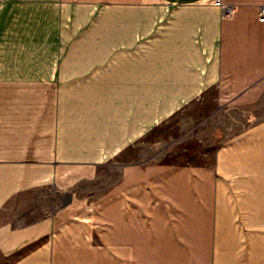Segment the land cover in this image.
<instances>
[{"label":"crops","instance_id":"crops-1","mask_svg":"<svg viewBox=\"0 0 264 264\" xmlns=\"http://www.w3.org/2000/svg\"><path fill=\"white\" fill-rule=\"evenodd\" d=\"M223 2L0 0V264H264V0ZM181 111L248 124L149 156Z\"/></svg>","mask_w":264,"mask_h":264},{"label":"rangeland","instance_id":"rangeland-1","mask_svg":"<svg viewBox=\"0 0 264 264\" xmlns=\"http://www.w3.org/2000/svg\"><path fill=\"white\" fill-rule=\"evenodd\" d=\"M197 123L198 119H192L191 116H189L188 111L179 112L175 117L170 118L165 125H162L158 130L149 134L148 142L152 147V151L149 148L148 155L150 156L156 149L159 150L169 145L173 140L178 139L177 137H184L188 132L189 135L181 139V145L184 144L188 148H191L192 152L193 148H206L215 144V138L223 133L225 126L230 130H235L248 124L240 111H230V113L225 112L224 117L221 120L219 118H214L209 123L200 126L196 125L198 127L192 130V127ZM171 154V151L166 152V154L162 155L160 159L170 162L173 158ZM107 173L108 172L105 171V175L100 177V184H97L98 186L100 185V188L107 186Z\"/></svg>","mask_w":264,"mask_h":264},{"label":"built area","instance_id":"built-area-1","mask_svg":"<svg viewBox=\"0 0 264 264\" xmlns=\"http://www.w3.org/2000/svg\"><path fill=\"white\" fill-rule=\"evenodd\" d=\"M212 2L222 8L224 15L228 16L233 13V6L225 4L223 0H212ZM260 18L264 19V6L260 9Z\"/></svg>","mask_w":264,"mask_h":264},{"label":"bare ground","instance_id":"bare-ground-1","mask_svg":"<svg viewBox=\"0 0 264 264\" xmlns=\"http://www.w3.org/2000/svg\"><path fill=\"white\" fill-rule=\"evenodd\" d=\"M167 200V199H166ZM135 205V204H134ZM180 211V210H179ZM145 216V215H144ZM165 256V255H164ZM180 260V259H179Z\"/></svg>","mask_w":264,"mask_h":264}]
</instances>
